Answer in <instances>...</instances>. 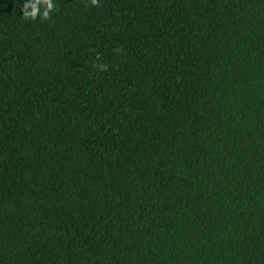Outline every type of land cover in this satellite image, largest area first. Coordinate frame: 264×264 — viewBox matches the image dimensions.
<instances>
[{"label":"trees","instance_id":"16d2710c","mask_svg":"<svg viewBox=\"0 0 264 264\" xmlns=\"http://www.w3.org/2000/svg\"><path fill=\"white\" fill-rule=\"evenodd\" d=\"M24 2L0 0V264H264V0Z\"/></svg>","mask_w":264,"mask_h":264},{"label":"clouds","instance_id":"9594fccd","mask_svg":"<svg viewBox=\"0 0 264 264\" xmlns=\"http://www.w3.org/2000/svg\"><path fill=\"white\" fill-rule=\"evenodd\" d=\"M91 3L95 5L97 0H91ZM55 10L54 0H25L21 12L24 19L35 21L37 18L49 20Z\"/></svg>","mask_w":264,"mask_h":264}]
</instances>
